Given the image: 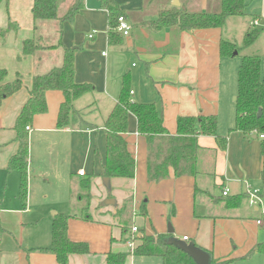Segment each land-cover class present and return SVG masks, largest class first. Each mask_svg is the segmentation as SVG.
I'll use <instances>...</instances> for the list:
<instances>
[{
    "label": "crops",
    "instance_id": "1",
    "mask_svg": "<svg viewBox=\"0 0 264 264\" xmlns=\"http://www.w3.org/2000/svg\"><path fill=\"white\" fill-rule=\"evenodd\" d=\"M113 1L126 12L131 28L120 46L108 44V13L98 0H83L73 21L62 23L34 20L33 0H0V70L7 73L5 81L16 76L22 80L20 91L0 104V264H58L50 251L52 224L58 215L71 217L68 239L88 250L69 255L68 264H107L108 256L119 254L126 255L124 264H161L157 257L130 253L126 240L133 236V226L136 235L144 231L182 241L187 238L184 242L209 252L220 263L264 264V255L252 253L264 242V215L249 207L244 186L248 183L259 190L264 201V138H260L264 132L246 135L235 130L236 100L232 98H236L237 73L234 91L235 74L224 62L229 57L219 52L222 39L233 41L225 34L231 18L222 29L154 31L145 24L156 21L161 10L210 13L220 0H178L179 7H173L172 0H158L156 8L155 0ZM71 2L66 0L61 8L67 10ZM245 3V16L237 18L252 20L239 25L241 44L249 32L260 28L257 42L247 49L261 59L264 0ZM255 20L257 28L251 27ZM31 40L39 48L24 57L23 45ZM63 48H78L74 81L92 87L74 102L87 127L75 122L59 129L63 95L60 91L45 93L46 112L35 115L27 131V191L21 200L20 174L8 170L19 148L16 120L29 99L33 77L59 68ZM263 67L262 61L264 74ZM124 76L129 77L132 101L154 105L169 135L141 136L136 118L129 115L123 138L134 157V177L108 178L107 188L103 181L104 124L118 102ZM200 116L217 119V135L225 138V149H219L214 136L199 135L196 175L191 168L177 176L174 167L180 161L174 165L169 154L176 121ZM88 178L89 219H84L81 204H73L70 195L78 192L77 182ZM229 199L233 202L228 203ZM126 207L131 220L125 228L129 215L120 212Z\"/></svg>",
    "mask_w": 264,
    "mask_h": 264
},
{
    "label": "trees",
    "instance_id": "2",
    "mask_svg": "<svg viewBox=\"0 0 264 264\" xmlns=\"http://www.w3.org/2000/svg\"><path fill=\"white\" fill-rule=\"evenodd\" d=\"M66 0H33L31 10L33 19L42 22L73 21L83 8V0H72L71 6L65 10L61 4ZM99 6L108 13L107 39L110 46H120L123 36L117 28L119 17L126 19V12L121 10L113 0H98ZM245 0H220V10L217 13L187 12L175 8L161 10L158 19L145 25L154 31H162L171 27L179 30L222 29L227 19L245 16ZM261 31L253 30L243 39L241 48L225 40L220 41L219 52L221 57H232L235 51L247 49L257 42ZM39 47L34 41H26L23 45L24 57L32 55ZM78 48H63L62 64L45 75L33 77L29 89V99L21 109L16 120L17 140L19 148L17 154L9 161L8 170L20 174V198L25 199L27 191L26 167L28 161V135L27 131L35 115L46 112L45 93L47 91H60L63 102L60 104L57 127L63 129L75 122H80L87 127L79 113L74 109V102L89 93L92 87L88 84H76L74 81V54ZM7 73L0 70V104L22 88L21 76H16L12 81H5ZM261 117L257 118L258 110ZM132 115L137 121V133L141 136H166L168 131L163 125L162 117L154 105L138 104L132 101L129 91V77H123V85L118 102L107 117L104 129L106 134V155L103 167V176L106 178L132 179L135 173V161L128 144L123 138L128 129V117ZM217 119L215 117H179L176 121V136L170 138V155L172 163L176 165L177 176L185 175L192 168L196 175L195 166L200 147L197 144L199 135L214 136L219 149L224 150L225 138L217 135ZM235 130L243 134H262L264 132V74L262 73V60L255 55H244L237 71V93L235 101ZM72 182V185H75ZM79 190L70 195L73 204L77 201L82 206L84 219H89L87 214L90 201V179L77 182ZM76 198V199H75ZM75 199V201H74ZM233 200L229 199L228 203ZM144 206L141 215L145 216ZM127 213L129 219L125 228L130 223V209L126 207L120 212ZM70 216L58 215L52 224V244L50 251L56 256L58 264H68L71 254L86 253L84 244L73 243L67 237V226ZM124 228V229H125ZM126 232V230H124ZM132 238V237H131ZM129 237L127 241L131 239ZM168 236L146 235L141 231L133 240L135 247L132 255L136 257H157L161 264H194L182 251L167 244ZM264 255V242L259 244L252 253ZM250 253V254H252ZM126 255H110L107 264H124ZM212 264H227L212 259Z\"/></svg>",
    "mask_w": 264,
    "mask_h": 264
},
{
    "label": "built area",
    "instance_id": "3",
    "mask_svg": "<svg viewBox=\"0 0 264 264\" xmlns=\"http://www.w3.org/2000/svg\"><path fill=\"white\" fill-rule=\"evenodd\" d=\"M117 28L116 30L122 34L123 37H126L129 35V32L131 30L130 25L128 24V22L126 21L125 18L123 17H119L117 20ZM258 26V21L255 20L251 23V27L256 28ZM93 36L90 35L89 38H92ZM104 55V53L102 54ZM261 139L264 138L263 135L260 136ZM79 176L83 175V172H78ZM245 186V196L247 198V203L249 205V207L251 208H256L257 210H260L262 215H264V201L262 199V197L260 196V192L257 189H254L253 187H251L248 183L244 184ZM228 195V192L226 190H224L222 192V196L226 197ZM137 216V211L134 208L133 209V213H132V217L135 218ZM258 225L261 224V221H257L256 222ZM133 236H131L132 238L127 242V245L129 247L130 253H133L134 247H135V242L133 240L134 236L137 234L138 230L135 226L132 227L131 229ZM187 238H184V241H186Z\"/></svg>",
    "mask_w": 264,
    "mask_h": 264
},
{
    "label": "rangeland",
    "instance_id": "4",
    "mask_svg": "<svg viewBox=\"0 0 264 264\" xmlns=\"http://www.w3.org/2000/svg\"><path fill=\"white\" fill-rule=\"evenodd\" d=\"M125 3V2H124ZM159 5V1L158 0H155L154 1V8H156L157 6ZM181 10H183V8H180ZM219 10H220V5H218L217 6V8H212V10H210V13H217V12H219ZM191 11H194V10H191ZM190 10H188V12H191ZM246 19V18H245ZM250 18H247L246 20H249ZM231 20V22H230V24L228 25V27L225 29V34L226 35H230V37H232V39H233V41H230V42H233V43H236L235 45L237 46V48H241V39H242V36H241V32H239L240 30H239V25H241L242 24V22H246V20H242V19H239V18H231L230 19ZM252 19H250V21H251ZM48 23H50V22H48ZM249 22H247V24H248ZM229 28H230V31H229V34H228V30H229ZM257 28V27H256ZM258 30L259 31H261L262 32V30L260 29V28H258ZM229 41V40H228ZM240 50V53H239V55H234V52H233V56L232 57H229V58H227L226 59V61H224L225 62V64H228V68H229V72L232 74V72L235 74V76H234V81H232V83L234 84V86H233V89H234V91H236V86H235V84H236V73H237V71H238V69H239V66H240V64H241V59H242V56H244V55H253V54H251L252 53V51H251V49H247V50H245L244 49V51L243 50H241V49H239ZM243 51V52H242ZM264 54V52H261L259 55L261 56V55H263ZM261 60L263 61V64H264V57L263 56H261ZM264 68V67H263ZM235 99V97H233L232 98V100H234ZM235 103V102H234ZM78 186V185H77ZM77 190H79V187L77 188ZM76 199V198H75ZM75 199H74V201H75Z\"/></svg>",
    "mask_w": 264,
    "mask_h": 264
},
{
    "label": "water",
    "instance_id": "5",
    "mask_svg": "<svg viewBox=\"0 0 264 264\" xmlns=\"http://www.w3.org/2000/svg\"><path fill=\"white\" fill-rule=\"evenodd\" d=\"M171 5L173 7H179L180 3L178 2V0H172ZM236 54L237 53L234 52V55ZM261 115L262 112L259 109L257 112V118L261 117ZM103 181H104V185L107 186L108 188V178H105ZM110 204H112V202H110ZM168 233L172 234V231H168ZM167 244L174 246L178 250L182 251L194 262V264H212V255L209 252L198 248L193 243H186L182 240H178L176 238L170 237L167 239Z\"/></svg>",
    "mask_w": 264,
    "mask_h": 264
}]
</instances>
